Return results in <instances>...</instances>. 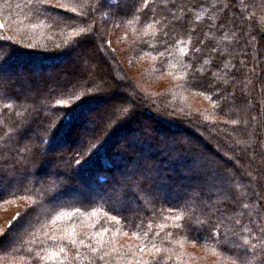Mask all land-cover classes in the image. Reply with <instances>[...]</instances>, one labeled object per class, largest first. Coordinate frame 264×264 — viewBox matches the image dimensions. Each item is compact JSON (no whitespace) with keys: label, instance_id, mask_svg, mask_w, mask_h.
<instances>
[{"label":"trees","instance_id":"16d2710c","mask_svg":"<svg viewBox=\"0 0 264 264\" xmlns=\"http://www.w3.org/2000/svg\"><path fill=\"white\" fill-rule=\"evenodd\" d=\"M116 6L0 0V264H264V0Z\"/></svg>","mask_w":264,"mask_h":264},{"label":"rangeland","instance_id":"374dc122","mask_svg":"<svg viewBox=\"0 0 264 264\" xmlns=\"http://www.w3.org/2000/svg\"><path fill=\"white\" fill-rule=\"evenodd\" d=\"M132 3L133 2L131 1V4ZM108 5H111L112 8L113 7L116 8L117 7L116 6L117 5V0H108ZM126 9H127V7H124L123 10L126 12L127 11ZM109 23H110V26H112L113 28H115L117 26H121L122 25L123 19L121 18V23L118 22V20H113V21H110ZM127 33H128V31H127V29L124 26L122 28H120L119 34H118L117 39H116V43L114 45L116 48H119V53H118L119 58L122 61V63L125 65V71H123L122 74L116 71L115 72V77H116V79L118 77V78H120L123 81L125 79H127V78H133V80L136 82V84L138 86H140V89H142L143 91H144L143 87L152 86V88H153V85L145 84L143 78L140 77V76H138V75H136V70H135V67L133 66V64H134V62H136L137 59L135 58V61H134L133 57H126V56H122V54H121V51H120L121 45L123 44V40H124L125 36L127 35ZM74 59H75V61H78V58H74ZM67 60H68L67 58H63L58 63H53V64H47V63H45L44 64L45 66L42 67L43 70L41 68V69H38V71L35 70L34 73L36 75H40L41 72H44L45 69L46 70H49L51 72V70L54 69V66L55 65H57L59 63L67 62ZM44 67H45V69H44ZM16 68H18L17 70L19 71V73L20 72H23V70H24L20 65H19V67H16ZM30 68L33 70L35 67L31 66ZM3 70H4V75L13 77L15 70L13 71L12 68H10V69L9 68H4ZM25 83H28V82H25ZM28 84L31 85V81H29ZM164 84H166L165 81H161L160 82V86L161 87H162V85L164 86ZM230 89H232V87H230ZM116 92H120L119 89ZM119 97H120V95H119ZM119 97H117V96L114 95L113 98H112L111 95L110 96L109 95H106L105 101L102 102V103H98L97 105L94 106V109L93 108L92 109L93 110H95V109L100 110V109H102V107H104V106L108 105L109 103L115 101ZM92 109L89 112L88 111L84 112V114L75 122L76 124L73 126L72 130L70 131V133L68 135V139L66 141L60 142V143H58V145H55L54 147L50 148V152L61 151V150L66 149L69 146L70 140H72L74 134H76L78 132L79 128L83 126V123H85V124L87 123L88 118L90 119L94 115L95 112ZM241 120L242 121H245L246 120L244 115H241ZM145 121L146 122H151V119L147 118ZM112 122H113V119L112 120L110 119L109 122H104V123H105V125H106V127L108 129L109 128L112 129L113 128V125H114ZM190 129L191 130L193 129L199 135L200 132L198 130H196V128H194V127L192 128L191 127ZM169 130L166 128L164 131L162 130V132H160V134H166ZM175 130L177 132H174V135H177V136H182V135L184 136V135H186V133L184 131L178 132L177 129H175ZM127 136L128 135H125V136H123L120 139L121 140H124L125 138H127ZM216 149L219 152H221L219 148H216ZM134 174H135V171L134 172H131L129 174H127V172L121 173V175H123V176L126 175V177H132V175H134ZM93 186L95 187V184H93ZM99 187L102 188L103 187V184L99 185Z\"/></svg>","mask_w":264,"mask_h":264},{"label":"snow or ice","instance_id":"6c2138e0","mask_svg":"<svg viewBox=\"0 0 264 264\" xmlns=\"http://www.w3.org/2000/svg\"><path fill=\"white\" fill-rule=\"evenodd\" d=\"M2 27H3V24H0V28H2ZM81 31H83V29H82ZM196 51H199V49L197 48ZM60 103H63V101H61ZM225 207H226V206H225ZM112 219L115 220L116 217H113ZM182 219H183V218H182L181 216H176V220L180 221V220H182ZM237 223H239V221H237ZM213 227L218 229V228L220 227V225H219V224H214ZM103 232H107V229H101V232H100V233H97V236L101 235ZM53 239H55V237H53ZM71 243H72V244H76L77 241H76L75 239H72V240H71ZM79 243H80L81 245H83V244H84V241H83V240H80ZM153 247H155V246L153 245ZM60 251L63 252L64 249L61 248ZM92 251H93V252H96L97 249H96V248H92ZM139 251L143 252V251H144V248L141 247V248L139 249ZM156 251L159 252L160 249H156ZM56 256H57V253H55V252L52 253V258H55ZM101 259H102V258H101ZM144 264H147V262H144Z\"/></svg>","mask_w":264,"mask_h":264}]
</instances>
